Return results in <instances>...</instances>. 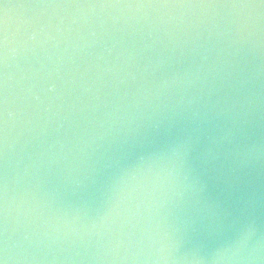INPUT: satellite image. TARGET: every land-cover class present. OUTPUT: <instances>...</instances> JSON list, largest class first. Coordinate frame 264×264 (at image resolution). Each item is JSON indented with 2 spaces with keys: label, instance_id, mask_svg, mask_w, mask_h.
Masks as SVG:
<instances>
[{
  "label": "water",
  "instance_id": "water-1",
  "mask_svg": "<svg viewBox=\"0 0 264 264\" xmlns=\"http://www.w3.org/2000/svg\"><path fill=\"white\" fill-rule=\"evenodd\" d=\"M0 259L264 264V2L0 0Z\"/></svg>",
  "mask_w": 264,
  "mask_h": 264
},
{
  "label": "snow or ice",
  "instance_id": "snow-or-ice-1",
  "mask_svg": "<svg viewBox=\"0 0 264 264\" xmlns=\"http://www.w3.org/2000/svg\"><path fill=\"white\" fill-rule=\"evenodd\" d=\"M264 2V0H262ZM0 264H4V260L0 259Z\"/></svg>",
  "mask_w": 264,
  "mask_h": 264
},
{
  "label": "clouds",
  "instance_id": "clouds-1",
  "mask_svg": "<svg viewBox=\"0 0 264 264\" xmlns=\"http://www.w3.org/2000/svg\"><path fill=\"white\" fill-rule=\"evenodd\" d=\"M216 258H219V254H217V257Z\"/></svg>",
  "mask_w": 264,
  "mask_h": 264
}]
</instances>
